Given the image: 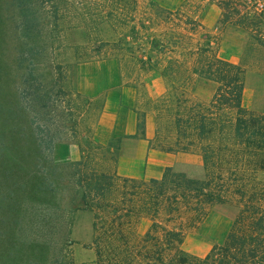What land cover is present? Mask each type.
Returning a JSON list of instances; mask_svg holds the SVG:
<instances>
[{
	"label": "rangeland",
	"instance_id": "1",
	"mask_svg": "<svg viewBox=\"0 0 264 264\" xmlns=\"http://www.w3.org/2000/svg\"><path fill=\"white\" fill-rule=\"evenodd\" d=\"M76 1L30 0L37 25L24 37L16 0H0V264H147L141 253L134 258L121 253L119 237L111 239L109 252L94 245L96 212L84 205L94 197L84 185L93 180L79 183L80 176L115 172L146 181L160 178L167 167L190 178L203 176L197 154L154 147V119L144 115L140 92L146 102L163 93L159 70L142 72L140 86L134 88L120 76L116 59L93 56L70 6ZM154 1L172 7L181 0ZM52 5L58 7L57 20ZM196 5L189 12L218 55L245 71L242 106L264 111V50L252 45L240 28L221 24L214 3ZM215 88V83L195 77L189 95L194 102L207 103ZM131 114L136 120L132 139L123 133ZM113 123L112 137L98 143L96 126L104 132ZM144 150L159 156L149 174ZM133 152L139 155L137 161L130 156ZM124 205L122 201L120 209ZM236 212L231 204L214 205L186 231L184 251L197 257L207 254L223 240ZM149 225L141 217L122 228L139 241ZM155 258L148 264H158Z\"/></svg>",
	"mask_w": 264,
	"mask_h": 264
},
{
	"label": "trees",
	"instance_id": "2",
	"mask_svg": "<svg viewBox=\"0 0 264 264\" xmlns=\"http://www.w3.org/2000/svg\"><path fill=\"white\" fill-rule=\"evenodd\" d=\"M204 1L181 0L172 7L154 0L70 3L86 32L85 48L93 56L116 59L126 83L135 88L142 72L159 70L163 93L146 102L140 92L144 115L154 119V147L197 154L203 169L200 179L170 167L160 178L146 181L121 178L115 172L80 176L79 183L93 180L84 185L94 194L84 205L96 212L93 243L100 244L104 253L109 252L111 239L119 237L124 245L121 253L131 258L141 253L148 263L156 257L158 264H264V111L242 106L244 69L218 55L214 42L189 12ZM208 1L219 9L221 24L240 28L252 45L264 50V0ZM30 4L16 0L24 37L37 25ZM52 7L57 20L58 7ZM195 77L216 84L209 102L191 100ZM109 194L113 196L107 199ZM122 201L124 209L119 207ZM224 204L237 212L223 240L202 257L184 251L186 231L214 205ZM141 217L150 225L137 241L122 226Z\"/></svg>",
	"mask_w": 264,
	"mask_h": 264
},
{
	"label": "crops",
	"instance_id": "3",
	"mask_svg": "<svg viewBox=\"0 0 264 264\" xmlns=\"http://www.w3.org/2000/svg\"><path fill=\"white\" fill-rule=\"evenodd\" d=\"M108 115V113H106ZM105 115V114H104ZM114 118V123H115V115L112 116ZM135 118L134 116L131 114L130 119L128 120V124L126 126V128L124 129V135L130 139L133 138V136L136 134V122H135ZM101 123V121H100ZM114 123L110 126H108V128H106L103 132V130H100V132H97L99 129V126H96L95 130H94V139L100 143H106L109 141V139L112 137V135L114 134ZM104 134V136H103ZM138 140V139H137ZM136 140V141H137ZM146 153V173H151L153 171H155V169H153V166H155L157 164L158 161V154H156V152L154 151H146L144 150ZM134 152L132 154H130L131 158L133 160H138L139 159V155H137V153Z\"/></svg>",
	"mask_w": 264,
	"mask_h": 264
}]
</instances>
